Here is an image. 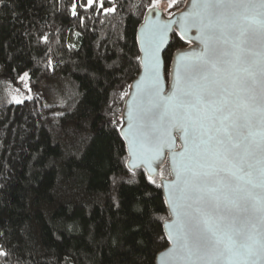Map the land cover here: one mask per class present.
<instances>
[{"label": "trees", "instance_id": "1", "mask_svg": "<svg viewBox=\"0 0 264 264\" xmlns=\"http://www.w3.org/2000/svg\"><path fill=\"white\" fill-rule=\"evenodd\" d=\"M85 2L0 0V264H154L168 247L167 167L154 182L129 171L119 134L153 0ZM189 46L172 35L166 80ZM25 74L30 98L15 103Z\"/></svg>", "mask_w": 264, "mask_h": 264}, {"label": "snow or ice", "instance_id": "2", "mask_svg": "<svg viewBox=\"0 0 264 264\" xmlns=\"http://www.w3.org/2000/svg\"><path fill=\"white\" fill-rule=\"evenodd\" d=\"M193 7L188 24L196 28L202 50L178 55L166 91L160 87L158 52L168 26L160 29L146 53L153 87L135 128L129 114L130 143L158 155L157 130L170 138L174 129L184 140L182 162L177 167L173 161L175 180L167 186L178 201H191L173 204L183 219L174 222L172 239L186 264H255L257 258L264 264V0H193ZM76 8L74 3L73 15ZM218 193L235 197L227 223ZM254 223L259 227L249 230Z\"/></svg>", "mask_w": 264, "mask_h": 264}, {"label": "water", "instance_id": "3", "mask_svg": "<svg viewBox=\"0 0 264 264\" xmlns=\"http://www.w3.org/2000/svg\"><path fill=\"white\" fill-rule=\"evenodd\" d=\"M196 9L193 7V0H187L184 8L172 16L165 17L164 13L159 10L150 9L146 12L143 22L139 26L136 32V43L139 52V66L140 72L137 78L133 81L126 96L123 104L122 115H121V126L119 129L120 137L125 145L126 155L128 162L126 167L131 172L143 171L146 177H152V181L159 177L160 170L163 167H167L169 177L168 179H159L158 183L163 196V201L168 213V220L163 224L162 230L165 239L168 243V247L162 253H160L154 264H186L185 258L176 250V246L173 243L172 237L174 236L175 224L179 223L183 219L182 215L178 217L173 212V204L178 205L188 204L191 201H178L177 193H175L171 185L175 180V175L173 173V161L175 160L176 166L179 167L182 162V157L179 155L184 152V140L181 139V134L176 132L174 129L171 130V137L167 135H161L160 131L157 130L154 134L160 136L159 143V154L154 155L152 151L146 150L144 146L137 143L135 148H133L130 143L131 130L129 129V114L133 116V126H137V120L135 117L141 108H146L148 106V91L153 87V81L150 78V67H151V56L146 55L150 52L151 43L156 37L163 26H168L167 31L164 34V42L161 44L158 57L160 60V87L166 91H171L172 75L177 69V57L180 53H187L189 57L195 56L200 53L203 45L200 44L198 37V32L195 27H191L188 24L189 14L195 12ZM173 34H176L179 38L181 35L185 37L187 43L190 44L188 48L182 49L176 52L171 60L168 80L165 78V65L163 61V56L166 53L170 40ZM146 65L148 66L146 68ZM143 97L144 103L141 104V98ZM126 134L128 137L126 138ZM150 147V146H149ZM208 162H213L214 157L212 154L211 142L208 145ZM135 153V154H134ZM163 161V163H161ZM163 180V184H161ZM219 199L217 203L219 204L220 214L225 217L224 222L227 223L231 219L228 213V209H232L233 205L231 200L234 196H225L218 193ZM186 209L178 207V211L183 213ZM234 211V210H233ZM249 230H253L254 227L258 228V224L247 225ZM194 261L197 260L196 257L192 258ZM205 261L208 258H204ZM197 264H204V262L197 261ZM255 264H262L260 258L256 259Z\"/></svg>", "mask_w": 264, "mask_h": 264}, {"label": "rangeland", "instance_id": "4", "mask_svg": "<svg viewBox=\"0 0 264 264\" xmlns=\"http://www.w3.org/2000/svg\"><path fill=\"white\" fill-rule=\"evenodd\" d=\"M112 1V0H102ZM176 0H153L151 9L159 10L164 13L165 17H168V10L173 6ZM94 6L100 7L101 0H95ZM28 76L24 75L18 83L11 85V91L13 101L15 103H22L30 98L29 87H28ZM19 101V102H17Z\"/></svg>", "mask_w": 264, "mask_h": 264}]
</instances>
